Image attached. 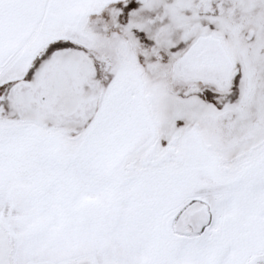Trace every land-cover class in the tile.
Listing matches in <instances>:
<instances>
[{
  "label": "crops",
  "instance_id": "obj_1",
  "mask_svg": "<svg viewBox=\"0 0 264 264\" xmlns=\"http://www.w3.org/2000/svg\"><path fill=\"white\" fill-rule=\"evenodd\" d=\"M112 1L0 0V100L30 111L45 80L71 84L73 62L88 77L83 29ZM120 71L72 142L39 123L8 122L0 108V264H264V146L222 170L202 124L161 114L159 83H146L143 66ZM161 85L181 89L166 91L180 102L196 87ZM39 97L41 111L31 112L40 120L51 113Z\"/></svg>",
  "mask_w": 264,
  "mask_h": 264
},
{
  "label": "rangeland",
  "instance_id": "obj_2",
  "mask_svg": "<svg viewBox=\"0 0 264 264\" xmlns=\"http://www.w3.org/2000/svg\"><path fill=\"white\" fill-rule=\"evenodd\" d=\"M162 1L164 0H149L135 4V0H126L125 2L124 0L123 2L114 0L104 9L102 14L92 16V21H88L83 29L84 34L99 49L104 48L105 52L111 55L115 54L118 59L117 51L121 48L119 47L120 42H114L113 36L125 38L128 46L134 48L133 41L135 39L133 40V37H136L135 34L144 35L149 33L154 26L153 20H157L165 14L164 7L161 5ZM250 24L252 25L251 28L255 30V36L249 42L244 38L239 39L238 52L241 62L236 59V45L224 33L221 34L220 31H216L214 28H208L200 32L209 35L205 41L194 44L197 38L191 37L184 44L174 45V51L178 52L194 44L189 53L181 58L176 65L177 71L186 78L188 77L191 80L189 81H193L196 85L195 88L191 89L190 94L181 101L186 102V108L179 110L182 108L181 99L176 95L182 96L181 94L174 92V95L166 96L167 92L172 89H181L171 85L168 89H165L161 85L162 82L156 87V91H160L158 92V95H160L158 98L162 99L161 114L167 118L166 120L170 121L179 115H183L185 121L189 120L197 125L198 123L202 124V126L199 125V131L203 142L210 146V151L219 162L217 164L220 165L221 169L230 173L236 170L237 165L240 166L243 162L254 158L264 146V32L259 27H264V17L260 20H252ZM211 39L220 41L221 46L219 47L214 41L211 42ZM105 41L106 45L98 46L99 43L103 44ZM140 41L144 42L139 38L137 42ZM162 43V40L159 39L150 46V52L153 55L148 53L147 58H149V55L155 58L153 63L158 72L144 71L143 78L147 84H150L154 77L164 74V70H169V68H166V63L161 65L162 62L156 59L158 52L164 53L162 47L167 48L169 46V44ZM171 43L173 44L172 41ZM217 48L224 49L227 54H223V50L220 52ZM227 56L232 63L231 70L229 69ZM162 69L164 70L162 71ZM116 71L115 66L100 72L94 70L92 76L94 80L100 76L103 82L95 86V81H93L86 89L87 94L85 96L83 95L85 92H83V85L90 81L89 77H83V75H86L85 73L81 75V78L83 77L81 82L77 79L73 83L64 86V81L63 84H58L53 80H47V82L45 80L46 85L37 89V92L27 91L29 95L32 91V97H34V102L31 101V107H39V94L40 96L46 95V101L41 105L51 113L52 118L50 119L44 117L39 120L33 112L28 110L20 112L17 103L15 104L7 95H4V98L0 100L3 117L8 122L14 118H21L25 121L39 123L44 128L57 130V135L67 137L70 140L69 136L78 135L90 123L93 112L101 102L98 93H101L102 100L105 94L118 84V78H123L124 72L118 75ZM130 76L134 77V74L127 72L126 78ZM253 76L256 78L255 82L259 84L257 87L253 83ZM202 79L208 84H212L209 80H214L218 87L204 85ZM29 83H31V79ZM48 84H51V86L48 87ZM227 85L228 87H226ZM225 87L226 89H224L221 96L220 94L215 95L218 94L216 90ZM250 89L253 90V93L250 94L246 103L245 99L249 95ZM228 90L229 93H227ZM231 94L232 98L227 99ZM72 95L76 96L78 101ZM19 100L21 101L20 97ZM68 100H73V102H68ZM243 106H245L244 109H242ZM229 109L234 111V115H236L230 119L228 130L220 131L217 128L212 130L211 123L213 124L216 120H206L208 115L215 116L214 113H221L222 110L226 112ZM242 119L243 121L239 122ZM256 122L262 124V126L253 127L252 125ZM165 133L166 130L158 135L160 142L168 139L169 136ZM72 141L74 140H70V142ZM2 236H4V233L0 232V242H5L6 238Z\"/></svg>",
  "mask_w": 264,
  "mask_h": 264
},
{
  "label": "flooded vegetation",
  "instance_id": "obj_3",
  "mask_svg": "<svg viewBox=\"0 0 264 264\" xmlns=\"http://www.w3.org/2000/svg\"><path fill=\"white\" fill-rule=\"evenodd\" d=\"M126 1V0H125ZM124 1V2H125ZM149 0H135V4L137 2H147ZM161 5H163V11L164 15H161L160 18L157 20H153V29L147 33V34H140L136 33L133 37V45L134 48H131L128 46L127 41L125 38L122 37H114V42L118 43L122 40V42H125L126 44V50L131 51L134 55L132 59H128L126 55L122 54V49H118L117 55H111L108 52H105L104 48H98L94 43L89 41V46L92 47V50L88 49V52L90 53V56L88 57L89 60L91 58V66L92 70L91 74L88 72V77L90 79L89 82L84 84L83 86V95L85 96L86 89L88 86L95 81V86H98L101 82H103L102 78L99 76V78L95 79L92 77L95 71H102L107 70L111 67L115 66L116 73L121 72L120 70L124 68L126 65H140L143 66V70L153 73L158 72L155 68V64L153 61H155V58L151 57L150 55H153L150 52V46L156 42V40L159 41V39L162 40V44H169L167 48L162 47L164 49L163 52H158L156 55V59L161 61V65L163 63H166V68H169L168 71L164 70V74H161L159 76H156L153 78L154 82L163 83L168 82L170 84H178V83H190V79L188 77L186 78L183 76V74H180L177 70L178 68L176 65L179 63L178 61L181 58H184L189 51L191 50L192 46L196 44L197 42L205 41L206 37H209V35L202 34V30H207L208 28H214L216 31H220V33H224L226 37H229L233 44L236 45V59H238L241 62L240 54L238 52V43L239 39L244 38V40H247L248 42L254 38L255 36V30L250 24L252 20H260V18L264 17V0H164L162 1ZM153 19V18H151ZM189 22V23H186ZM251 25V26H250ZM254 27V26H253ZM262 28L264 32V27L259 26ZM257 27V28H259ZM114 34V33H113ZM264 34V33H263ZM169 35V36H168ZM191 37L197 38L196 42L192 44L187 49H183L182 51H174L175 44L179 43H186ZM144 40V42L140 41L137 42L138 39ZM109 41V40H108ZM173 42V44L171 43ZM215 42L219 47L221 46L220 41L212 40L211 42ZM176 42V43H175ZM121 43V42H120ZM122 44V43H121ZM106 45V41L101 44L99 43V47ZM148 48V49H147ZM249 48V46H248ZM220 52L223 50V54H227L224 49L217 48ZM114 50V49H113ZM100 51V53H99ZM148 53L149 58H147ZM75 57V56H74ZM118 60V62H117ZM78 61V60H77ZM120 62V64H118ZM227 62L229 64V69L231 70V60L227 56ZM117 63V65H116ZM243 63V62H242ZM95 65V67H93ZM85 66V65H84ZM111 66V67H110ZM148 68V69H147ZM228 69V71H229ZM80 71V62H73L69 64L65 68V72H68L69 74V82L73 83V77L74 74H77L78 76L82 75V72ZM254 74V70H253ZM87 77V78H88ZM253 83L255 87L259 86L258 82L256 83V78L253 76ZM82 78H80L79 82H81ZM200 79V78H199ZM190 80V81H189ZM203 82L205 80L202 79ZM212 82L213 85L218 87L216 85V82L214 80H209ZM193 83V81L191 82ZM228 87V85L226 86ZM225 88H219L216 90L218 94L221 96L223 94V91ZM251 88V87H250ZM65 93V91H64ZM229 93V90L227 91ZM253 93V90L250 89L249 95L246 97L245 101L248 102L250 94ZM73 96V95H72ZM99 101H101V93H98ZM74 99L77 100L76 96H73ZM232 98V94L227 97V99ZM31 99V97L29 98ZM78 101V100H77ZM68 102H73V100H68ZM67 103V102H66ZM76 104V103H74ZM245 106L242 107L244 109ZM54 110V109H53ZM30 111H41L38 109V107H31ZM43 113L45 111H42ZM45 114V113H44ZM46 113L45 117L52 118L50 115H47ZM50 114V113H49ZM215 116H217L216 120V128L217 130L223 131L228 130L229 128V122L230 119L235 117L234 111H231L230 109L226 112L222 110L221 113H214ZM241 117V116H240ZM242 118V117H241ZM242 120H239V122H242ZM255 126H262V124L256 122L252 125ZM210 148V146H208Z\"/></svg>",
  "mask_w": 264,
  "mask_h": 264
},
{
  "label": "trees",
  "instance_id": "obj_4",
  "mask_svg": "<svg viewBox=\"0 0 264 264\" xmlns=\"http://www.w3.org/2000/svg\"><path fill=\"white\" fill-rule=\"evenodd\" d=\"M81 135V134H80Z\"/></svg>",
  "mask_w": 264,
  "mask_h": 264
}]
</instances>
